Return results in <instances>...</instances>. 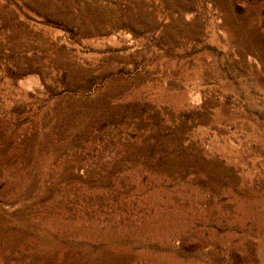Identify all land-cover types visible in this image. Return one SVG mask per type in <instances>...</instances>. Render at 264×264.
<instances>
[{"label":"rangeland","instance_id":"rangeland-1","mask_svg":"<svg viewBox=\"0 0 264 264\" xmlns=\"http://www.w3.org/2000/svg\"><path fill=\"white\" fill-rule=\"evenodd\" d=\"M0 264H264V0H0Z\"/></svg>","mask_w":264,"mask_h":264}]
</instances>
